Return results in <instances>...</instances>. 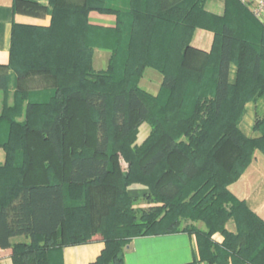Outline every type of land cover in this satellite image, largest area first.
<instances>
[{
  "label": "trees",
  "instance_id": "1",
  "mask_svg": "<svg viewBox=\"0 0 264 264\" xmlns=\"http://www.w3.org/2000/svg\"><path fill=\"white\" fill-rule=\"evenodd\" d=\"M206 1L155 0V5L149 7L148 0H130V11H122L110 0H49L50 26L14 24L11 63L0 69H14L19 84L35 73L54 84V94L48 100L29 102L26 107V95L17 92L15 106L6 107L0 115V128L5 126L8 131V138L0 141L8 154L6 165L0 166V251L10 254L14 264H64L62 247L91 239V230L101 233L107 243L96 264H124L127 240L143 234L193 232L188 223L199 217L207 224V231L193 233L203 260L209 264H264V220L229 190L249 164L255 148L264 149V115L255 117L254 130L261 134L258 138L248 137L239 123L245 103L264 94V22L233 0L248 18L246 24L239 26L241 21L232 16L228 3L226 13L217 15L205 8ZM21 6L44 7L30 0H15L14 8ZM92 11L117 14L119 28L91 24ZM122 18L125 27L127 23L133 26L129 43L136 32L141 34V65L153 58L149 54L156 48L152 46L154 31L159 34L165 24L173 21L180 27L168 51L170 56L165 57L176 64L168 69L164 58L162 88L173 91L180 83L179 75L186 77L184 81L193 82L197 92L201 81L208 83L212 102L206 105V111L213 110L215 118L226 126L221 132L208 123L202 136L192 137L200 152L164 124L161 127V119L157 123L151 120L152 107L157 104H150L137 87H119L110 94L116 90L113 63L107 71H92L90 53L95 46L111 50V61L115 51H120L116 45L121 42L117 37L123 29ZM197 27L215 32L210 53L191 45ZM23 36L33 37L32 42L36 43L32 57L27 59L30 62L26 71L15 66ZM79 38L82 50L76 45ZM233 63L237 66L234 79ZM6 81L7 75L1 74V87H6ZM227 105L238 109L233 119L223 115ZM200 107H204L202 103ZM21 116L22 122L18 121ZM44 116L49 117L50 123L41 121ZM143 122L149 124L151 131L143 144L137 145L138 127ZM44 145H48L50 153H46ZM227 151L236 156L229 166L221 158ZM121 158L128 163L127 171L121 169ZM210 159L213 168L219 164L226 168L227 180L222 187L229 195L228 201H220L211 210L201 205L198 195L187 201L182 194V186L198 178L202 166L207 164L204 160ZM39 167L50 169L53 174L56 167H66L62 172L66 177L57 183H39L38 177L43 174ZM159 171L161 174L156 177ZM64 180L69 183V192L85 184L87 188L98 184L111 197L107 212L100 215L99 229L80 227L76 233H68ZM132 184H142L149 192H155L153 203H163L167 211L157 205L138 207L127 192ZM84 192L91 194L88 189ZM148 195L145 198L149 200ZM225 202L230 206L226 207ZM88 207L83 215L94 219L95 202L78 208ZM231 218L238 228L235 233L226 229ZM60 228L63 233L59 235ZM216 232L224 236L222 243L212 239ZM20 236L28 237L29 242H11Z\"/></svg>",
  "mask_w": 264,
  "mask_h": 264
},
{
  "label": "crops",
  "instance_id": "2",
  "mask_svg": "<svg viewBox=\"0 0 264 264\" xmlns=\"http://www.w3.org/2000/svg\"><path fill=\"white\" fill-rule=\"evenodd\" d=\"M44 6L43 9L32 8L28 9L24 6L14 8L15 0H0V66H9L11 63V50L13 41L14 24H23L39 27H48L51 25L52 16L48 11L49 0H30ZM224 3L222 0H207L205 8L217 15H223ZM115 14H106L98 11H92L89 15V20L93 25L103 27H113L115 25ZM246 24L245 20L239 22L240 25ZM235 27V26H234ZM215 40V32L213 30L197 27L193 33L191 45L205 53H210ZM109 51V50H108ZM106 52L102 49H95L96 61L100 58L98 53L103 55L102 58L108 59L110 52ZM237 66L232 64V75L234 79ZM7 75L6 87L3 88L0 85V115L3 113L6 107H14L15 96L19 91L28 92L27 99L24 101V107L29 102H45L50 98L51 93L49 89L41 85L36 87L19 84V78L14 69L8 70L2 69L1 74ZM163 77L159 81V86L162 85ZM153 94L158 92L156 85L147 82L144 85ZM245 113L243 114L240 127L244 129L246 135L252 138H258L261 136L260 132L254 130V123L256 115H264V94L259 95L255 99L247 101L244 105ZM18 121H24V116L18 118ZM42 122L50 123L49 117ZM151 128L148 123H143L140 128V132L137 136V145L143 144L148 138ZM143 132V134H141ZM8 138V131L5 126L0 128V141L3 143ZM38 138V137H37ZM42 138L39 137V140ZM45 144V142H43ZM45 146L46 153H50L48 145ZM7 148L3 144L0 145V166H5L7 162ZM121 169L123 171L128 170V163L121 158ZM126 164V165H124ZM38 170L43 172L38 179L39 183H57L61 182V179L66 177L63 174L66 167H56L57 172L53 174L50 169H44L39 167ZM63 172V173H62ZM64 186V203L67 208V218L65 228L68 229V233H76L75 229L78 228H91L99 229L100 215L107 212V203L112 201L111 197L105 195V189H102L98 184H93L87 188V184L73 189V192L68 191V181L63 182ZM85 188V189H84ZM88 189L90 196L84 195V191ZM80 194V191H82ZM229 190L238 199L247 203L250 209L260 216L264 220V149L255 148L252 153L251 160L242 174L229 185ZM128 195L134 198L138 207H142L141 197L148 194V187L142 184H132L127 188ZM95 202L96 208L94 212L96 217L94 219L83 215V212L87 213L88 208H78L81 205H90ZM144 208V207H142ZM82 211V213L80 212ZM80 212V213H78ZM80 214V215H78ZM94 223H88L91 221ZM108 227L106 226V229ZM63 228L58 230V234H62ZM91 239L85 242H79L75 244H68L62 247L61 256L64 264H96L101 255L107 249V243L103 236L99 232H93ZM111 232V231H110ZM79 233V232H77ZM212 238L217 243L224 241V236L216 232ZM11 242L24 243L29 242V238L25 236L14 237ZM124 264H209L208 261L203 260L199 253V245L197 236L193 232L178 231L173 233L163 234H143L131 238L130 242L125 246L123 250ZM0 264H14L10 254L0 251Z\"/></svg>",
  "mask_w": 264,
  "mask_h": 264
},
{
  "label": "rangeland",
  "instance_id": "3",
  "mask_svg": "<svg viewBox=\"0 0 264 264\" xmlns=\"http://www.w3.org/2000/svg\"><path fill=\"white\" fill-rule=\"evenodd\" d=\"M77 2L81 0H76ZM113 5H115L116 8H120L122 11H125L127 9L130 11V0H110ZM224 3V9L227 10L226 3H228V7L231 11L232 16H236L237 19L246 20V14L245 11L242 10L241 7L237 5V3L233 0H222ZM155 0H148L149 7H152L155 5ZM154 3V4H153ZM206 3V2H205ZM205 6V4H204ZM222 14H225L226 11ZM115 25L114 28H119V19L117 14H115ZM248 19V18H247ZM125 20L127 21L128 18L126 17ZM184 20H180V22H183ZM247 21V20H246ZM122 31L118 33V41H121L119 45H116L117 48L120 47V51L116 50L114 53V60L111 61V57L113 56V52L111 50L108 51V49L95 46L91 50V68L92 71L96 73H101L104 71H107L113 63L114 71L117 74L116 76V85L115 91H112L110 94L118 91L119 87L128 89L130 86L137 87L142 94L145 96V98L150 102V104L156 103V107H152V116L151 120H153L155 123H157V119L160 120V126L164 124L165 128L168 130L178 133L181 135L180 140L186 141L190 144L192 148L195 146L198 148L197 143L192 142V137L194 139H198L200 136H202L203 132H206L207 130V124L209 123V127H214L216 131H225V125L220 122L218 118H215L213 110H207V104L212 102V92L211 87L208 85V83L200 82L199 86L197 87L198 92L194 90V84L191 82L184 81V77L182 79V76H178V80H180V83L175 87V89L167 90L163 89L162 85L159 86L160 79L165 76V71L162 65L164 64V58H169L170 52L169 49L172 46V43L176 41V36L179 32V26H176V22L173 21V23L165 24V27H163L160 30L159 34H156L154 31L152 40L153 43H155L152 46H155V52L152 51L150 55L153 56V58H149L146 60L144 64H140L138 61V56H140L141 52V34L136 32L134 38L132 39V43H129L130 38L133 37V35L130 34V31L132 28L127 23V26L125 27L124 20L122 18ZM172 22V21H171ZM91 23V22H90ZM92 24V23H91ZM82 38L76 39L77 46L80 47V50H82L83 44L79 41H81ZM32 40H35L33 37L30 36H23L22 39H20V42L18 43V50H19V61L17 63L16 68H22L25 71L28 69V63L32 55L33 51L36 48V43H33ZM44 45L40 46L43 48ZM56 46V44H54ZM175 46V44H174ZM59 47V45H58ZM40 48V49H41ZM57 48V47H56ZM102 49L106 52H110V56L108 59L102 58L101 53H98L100 55V58H98L96 61L94 60L95 57V49ZM157 49V50H156ZM37 51V49L35 50ZM135 57L137 60H135ZM159 57L160 59H156ZM148 58V56H147ZM166 61V58H165ZM166 67L168 69H172L173 65L176 64V61L168 60L166 61ZM172 66V67H171ZM2 71V69H0ZM32 75V76H31ZM209 80V79H208ZM156 85L154 87L158 88V92L153 94L150 92L144 85H147V82H149ZM163 82V81H162ZM24 83H27V87L33 86L36 87V85H41L46 87V89H49V93L54 94V84L53 82L49 83V81L44 78L40 74H30L26 79H23L21 81V84L24 85ZM208 89L206 92H203L205 89ZM20 95L22 96L26 95L25 98L28 96V92L25 91H19ZM16 102V99H15ZM203 104L204 107H200V104ZM236 106H230L227 105L224 110V116L231 117L232 119L237 116L238 109L235 108ZM202 116V117H201ZM186 118H190L191 121H180L185 120ZM208 120L204 121L202 119ZM135 121V120H134ZM242 118L240 119L239 123H241ZM136 123V122H135ZM146 123V122H143ZM143 123L139 124L137 135L140 132L141 125ZM160 127V128H161ZM244 131V129H243ZM143 134V132L141 133ZM137 141V138L135 142ZM191 141V142H190ZM199 151V148L196 149ZM193 152V151H192ZM200 152V151H199ZM235 155V154H234ZM221 158L226 161V164L232 165L233 161L236 160V156L234 157L233 154H231L229 151H227V154L221 155ZM207 162V164H204L202 166V173L200 176L194 180H188L186 183L182 186L183 188V197L188 201L191 196L195 195L198 197V200L200 199L201 205L206 206V209H213L215 206H217V203H220V201H228L229 195L224 190L225 187H222V183H225L227 180L226 176V168L222 165H218L217 168H213L211 166V162H213L212 159L210 160H204V163ZM126 165V164H124ZM210 168L213 169L210 170ZM161 174V171L156 173V177H159ZM226 189V188H225ZM223 193V194H222ZM148 196L150 197L148 200V197L143 199L141 197V203L142 207L148 208L151 205H157L159 208L162 209L163 212L167 211L166 206L163 203H153L152 199L155 196V192H148ZM222 194V195H221ZM202 198V199H201ZM138 201V205H139ZM225 206H230V203L225 202ZM162 212V213H163ZM204 214L202 212L200 215ZM189 230L199 233L203 231H207V224L204 220L199 217V219L195 221H189ZM186 226V225H184ZM185 228V227H182ZM226 229L229 232L235 233L237 232V225L234 221V219H230L226 223ZM220 233V232H219ZM222 234V233H221ZM213 239V238H212ZM214 240V239H213ZM130 240H127V243H129ZM125 248V247H124ZM212 251L215 253V248L212 249ZM217 264V263H216Z\"/></svg>",
  "mask_w": 264,
  "mask_h": 264
},
{
  "label": "built area",
  "instance_id": "4",
  "mask_svg": "<svg viewBox=\"0 0 264 264\" xmlns=\"http://www.w3.org/2000/svg\"><path fill=\"white\" fill-rule=\"evenodd\" d=\"M245 6L252 16L260 22H264V0H238Z\"/></svg>",
  "mask_w": 264,
  "mask_h": 264
}]
</instances>
